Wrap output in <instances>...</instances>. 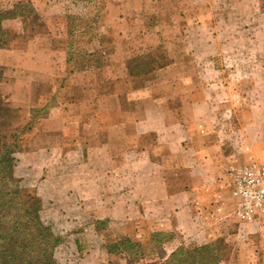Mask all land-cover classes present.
I'll return each instance as SVG.
<instances>
[{"label":"rangeland","instance_id":"374dc122","mask_svg":"<svg viewBox=\"0 0 264 264\" xmlns=\"http://www.w3.org/2000/svg\"><path fill=\"white\" fill-rule=\"evenodd\" d=\"M19 2L25 16L2 22L0 150L16 158L15 175L41 199L42 220L58 239L56 263L241 264L239 239L198 237L203 222L187 202L145 204L155 187L143 165L165 163L175 181L177 140L157 135H183L164 115L198 101L210 104L204 128L234 150L229 168L264 162V0H0V7ZM128 163L141 171L133 187L141 200L128 195ZM91 174L103 175L102 201ZM235 220L229 232L239 230Z\"/></svg>","mask_w":264,"mask_h":264},{"label":"crops","instance_id":"0c3cea01","mask_svg":"<svg viewBox=\"0 0 264 264\" xmlns=\"http://www.w3.org/2000/svg\"><path fill=\"white\" fill-rule=\"evenodd\" d=\"M208 107H210L209 102L198 101L189 103L187 106L184 105V107L174 105L170 112L165 113L166 126L179 125L183 128V135H157L161 142L166 143L171 139L177 140L173 149L176 155V167L174 170L172 169L175 173V181L171 179L169 165L167 166L165 163L156 164L151 161L149 164L143 165V168L147 170L145 172H148L146 184L151 188L155 187L148 197H144V202L146 205L149 204V208L152 203L163 205L168 201L187 202V208H190L194 216L203 222L199 225L204 229L197 228L198 237L211 241L223 234L232 236L236 240L239 239L241 264H264V221L256 224H240V228L236 232L227 230L230 221L236 219L235 217L231 219L229 215H226L230 204L229 200H232L233 210L235 201L231 192L228 195L224 185L227 172L231 169L229 168L231 158L236 155L234 150L229 151L228 147H225L226 142H221L217 135H211L204 128L202 123L203 112ZM178 108L182 110L179 111ZM181 114L183 116H180ZM205 121L208 122V120ZM208 123L210 124V122ZM116 139L118 138L114 137L111 141L120 145V140L116 142ZM257 148L256 145L255 149ZM90 167L86 168L85 173H92ZM115 167L118 165H113L112 169ZM125 167L130 170L131 180L133 179L132 182L129 181L131 184L127 190L128 195H133V198L137 196L141 200L139 193L135 192L134 189L136 181L139 180L137 173L140 174L141 171L135 164L128 163ZM92 176L95 183L93 186L98 189L99 195L96 196H99L97 198L102 201L105 196H101L99 190L101 192V186L104 185L102 182L104 180L103 175ZM247 251H253L254 256L248 258L246 256Z\"/></svg>","mask_w":264,"mask_h":264},{"label":"trees","instance_id":"16d2710c","mask_svg":"<svg viewBox=\"0 0 264 264\" xmlns=\"http://www.w3.org/2000/svg\"><path fill=\"white\" fill-rule=\"evenodd\" d=\"M26 10L22 2L13 10L0 7V47L8 41L3 19L25 16ZM8 152L0 150V264H57L54 247L58 239L42 220L41 199L22 185V180L15 175L17 160ZM9 209L14 215L4 212Z\"/></svg>","mask_w":264,"mask_h":264},{"label":"built area","instance_id":"2783aa9c","mask_svg":"<svg viewBox=\"0 0 264 264\" xmlns=\"http://www.w3.org/2000/svg\"><path fill=\"white\" fill-rule=\"evenodd\" d=\"M230 192L235 201L233 210L238 223L264 221V162L250 161L230 169Z\"/></svg>","mask_w":264,"mask_h":264}]
</instances>
